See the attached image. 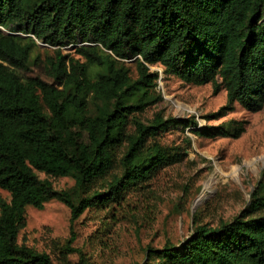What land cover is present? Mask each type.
I'll return each mask as SVG.
<instances>
[{"label":"trees","instance_id":"16d2710c","mask_svg":"<svg viewBox=\"0 0 264 264\" xmlns=\"http://www.w3.org/2000/svg\"><path fill=\"white\" fill-rule=\"evenodd\" d=\"M37 41L56 47L46 65L51 82L15 73L27 69ZM76 44L84 63L60 52ZM131 59L134 79L124 67ZM152 65L167 77L211 84L213 94L224 89L214 118L235 103L264 111V0H0V189L10 198L0 201V264H52L17 241L27 207L56 200L74 220L179 162L155 140L160 133L242 134V122L198 128L190 117L135 118L157 98ZM116 161L119 174L92 190ZM48 177L73 184L55 189ZM263 208L255 198L227 223L196 226L179 246L148 247L140 264H264V214L255 216Z\"/></svg>","mask_w":264,"mask_h":264},{"label":"rangeland","instance_id":"374dc122","mask_svg":"<svg viewBox=\"0 0 264 264\" xmlns=\"http://www.w3.org/2000/svg\"><path fill=\"white\" fill-rule=\"evenodd\" d=\"M80 45L62 47L60 52L84 63L76 53ZM55 50L37 41L27 69L15 73L22 80L36 77L51 82L46 65ZM124 67L136 78L134 59L126 61ZM149 69L158 73L157 98L143 112L134 114L139 121L147 123L159 114L163 118L190 117L198 128L242 122V134L208 138L196 136L189 128L168 129L155 140L179 154V162L128 188L116 202L87 209L74 220H70L69 209L56 200L40 210L27 207L25 226L17 235L19 244L44 253L52 264H140L148 247L179 246L196 226L216 227L252 207L253 199L259 197L264 202V111L249 112L235 103L225 116L214 118L212 115L226 103L224 89L213 94L211 84L194 85L167 77L159 65ZM127 129L130 132L133 127ZM119 172L116 161L112 171L91 189L100 190ZM48 179L59 190L73 184L70 178ZM9 199L0 189V201ZM263 214L264 208L255 216Z\"/></svg>","mask_w":264,"mask_h":264}]
</instances>
